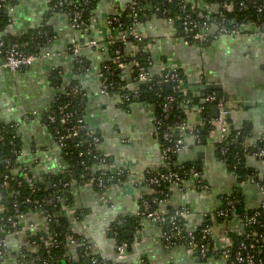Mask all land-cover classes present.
Returning <instances> with one entry per match:
<instances>
[{
	"label": "crops",
	"instance_id": "0c3cea01",
	"mask_svg": "<svg viewBox=\"0 0 264 264\" xmlns=\"http://www.w3.org/2000/svg\"><path fill=\"white\" fill-rule=\"evenodd\" d=\"M95 1L88 35L73 30L67 14H49L50 0H17L8 12L10 24L6 32L20 35L46 27L52 37L38 50V59L31 66L14 73L0 72V121L17 124L22 148L20 159L34 176L40 179L46 173L64 174L69 166L61 158L44 113L53 104L58 91L52 84L53 71H59L62 86L79 80L85 98L83 120L98 132L100 141L96 147L99 153L108 157L110 172H123L124 181L108 188L104 194L89 183L73 185L76 188L73 192L75 208L81 214L86 210L75 228L102 258L114 260L115 244L108 235L110 224L118 216L137 212L141 197L151 193L146 174L164 167V160L161 139L154 125L153 105L130 103L124 107L118 95L101 94V68L112 58L107 42L111 35L108 20L118 14L128 0ZM137 30L142 36L141 47L151 57L149 72L152 75L164 68H176L198 97H202L203 88L212 84L219 85L223 96L236 102L234 108L227 110V126L241 134L244 164L263 180L264 163L255 156V149L264 136V34L251 31L237 36L225 35L207 46H200L184 43L179 28L163 17L148 18L138 24ZM73 39L80 44L79 55L87 66L81 75L73 72L75 55L70 51ZM91 40L96 42L95 47L88 44ZM135 49L127 47L128 52ZM120 78L129 90L136 86L135 77H131L128 70L123 71ZM196 108L186 107L185 110L191 129L202 123ZM212 108H209L208 116L210 125L214 126ZM219 139L217 126L200 144L193 136H187L175 157V165L196 164L208 190L171 185L168 199L158 205L159 213L185 207L190 212L189 226L196 227L205 215L220 207V197L236 191L247 210L259 209L264 201V186L250 180L238 182L219 156ZM29 224L35 227L33 230L28 228L32 234L46 230L39 213L25 215L22 225L27 230ZM234 227L233 221L213 223L211 228L217 246L224 244L227 232ZM17 242H26L24 234ZM141 258H145L147 264H228L216 258H192L180 244L166 246L160 228L150 222H146L136 235L127 263L141 264ZM0 264H11V261Z\"/></svg>",
	"mask_w": 264,
	"mask_h": 264
},
{
	"label": "trees",
	"instance_id": "16d2710c",
	"mask_svg": "<svg viewBox=\"0 0 264 264\" xmlns=\"http://www.w3.org/2000/svg\"><path fill=\"white\" fill-rule=\"evenodd\" d=\"M192 1V2H191ZM60 0H50L49 2V14L54 13H65L68 15L69 19L71 18V14L74 11V7H79L82 10V20L84 21V25L78 30L81 33L89 35V21L91 12L94 10L96 6L95 0H67L66 2L62 3ZM199 3L208 5L209 7H215L214 15L216 17V21H224V24L227 27L232 26H239V25H248V24H256V25H263L264 26V8L259 11V7L263 6L264 0H257V2L252 5L246 0H171L168 2L167 0H135L128 4L115 16H112L110 20L114 17L119 18V24L114 23L112 21L111 35L107 38L108 42V49L111 53V61L107 62L101 68L100 79L106 80L107 84H111L114 90H109V95H112L114 91H119L120 93H126L129 96V100L123 102V106L126 107L130 103H137V104H148L153 105L154 112H155V119H161L163 126H172V134L175 135L174 125L181 122H187L186 120V107H193V106H204V111L201 114V125L193 127L191 136L195 137L194 139L198 144L203 142L207 133L211 131L214 126L208 123L211 119L208 116V110L214 103L206 102L203 103V99L210 95L220 94L219 98H223L222 91L216 90H209L203 88L201 91L202 97H198L197 94L192 91V89L188 86L185 78L183 77L182 73L177 70L179 83H172L167 88V84L163 82V76L165 75V71L159 72L156 75H152L149 73V80L141 83H137L134 86V89L129 90L126 86V83L120 78L123 71L128 70L129 75L131 77L137 76V68L133 66L125 67L122 69H118V67L113 63L114 59V52L115 50H119L122 56H129L131 55L132 58L128 57L127 61H131L136 59L139 61L140 65L147 68L148 61L151 60L149 54L143 50V47L139 45V41L133 39L132 36L127 38V47L136 48L133 50L134 52H128L127 47L123 45L121 41L118 39V33L126 32L129 28L133 27V15L129 9L130 5H134L137 9L140 8L138 11L136 10L137 14V21L138 23L145 21L151 17H163L166 19H171L174 21V25L179 28L180 35L183 37V27H181V21L179 18H182V14L184 10H181V6L185 5V9H193L192 7H196V9L202 8L203 5H199ZM2 4V3H1ZM5 5L3 9H0V34L3 40V48L5 50L7 44L16 45L19 50L27 55H36L38 50L47 45L50 42L52 37L51 32L48 28L45 29L39 28L38 30H32L26 34L20 35H12L6 32L7 27L10 24L9 13L5 12V9H12L17 4V0H5L3 2ZM198 5V7H197ZM209 21V19H202L199 20L200 23ZM114 29V31H113ZM45 30V31H44ZM116 30H119L116 31ZM44 31V32H43ZM90 39V38H89ZM1 40V41H2ZM92 41V40H91ZM90 42V41H89ZM95 42V41H94ZM213 42V38H209V40L205 43L204 46L209 45ZM96 44V42H95ZM96 46V45H95ZM94 46V47H95ZM0 57H2L0 55ZM128 64V63H127ZM106 67V69H105ZM87 66L84 63V58L80 55H75L73 59V72L76 75H81L85 72ZM52 84L57 88V94L55 96L54 102L51 105L50 109L55 110L59 105H67L66 112L72 113L74 117L83 119L82 111L85 106V98L83 96L82 89L79 87L78 92H71L70 89L72 86L78 84V81H72L62 86V76L59 74V71H53L51 74ZM136 83V82H134ZM62 90V91H61ZM170 96L172 101L169 104L168 110L165 112L163 111L164 105V98ZM203 103V104H202ZM47 111L44 113V118H47ZM59 118V115H56V119ZM48 124L50 131L54 134V130L57 128L62 133L63 129L60 125L56 122L55 124ZM162 126V127H163ZM89 127V126H88ZM91 128V127H90ZM0 129L1 132V139H0V161L2 159H7L11 165H15V161L17 159V153L22 154L21 142L18 135V127L15 123H4L0 121ZM163 129V128H162ZM93 130V129H92ZM95 134L98 135L96 130ZM83 134V133H81ZM160 135V134H159ZM99 136V135H98ZM161 139V137H160ZM88 140L83 137H76V138H68L63 142V148L60 150L62 160L66 161L68 164V169L64 172V174H48L46 173L41 177L43 180L42 182L36 181L37 177L34 176L32 171H30V177L32 179L33 185L37 188L35 191L29 187V184L26 181H22L20 187L16 186V180H22L19 174H16L13 177L9 176L6 180L9 188L2 187L3 181L0 177V196H12L10 200L16 199L17 209L20 214L26 215L29 212H36L31 205L23 204L25 199H38L40 197H46L49 199V203L44 205L43 209L49 210L51 216V220L45 222L46 231H38L37 233H30L29 230L24 231V236L26 238V242L24 244L23 252L27 255L29 254V244L33 241L39 245V254L42 257H48L49 259H53L54 263L56 264H66L64 260H62L63 256V244L66 242L67 236V229L69 228L70 220L66 215V209L68 207H72L75 205L74 201V194L72 192L73 189V182L77 185L83 184L84 181H91L94 188L101 193V190H98L95 186L96 179L100 177L101 181L105 185L107 190L112 186H119L124 181V174L122 173H115L113 174L110 170L105 172V176H101V171L95 169L97 165V160L94 157H102L106 158L107 163H109L108 157L102 155L97 150V147H89ZM78 145V148H75ZM258 146V145H257ZM220 158L225 160V165L237 178L238 182H244L248 180H253L255 183H258L259 186H264V179L259 180L256 177V174L250 168H247L244 164L243 160V139L241 134L238 131L233 129H229V134L226 140L219 142L217 144ZM225 150V153L221 155V150ZM89 151V152H88ZM16 152V153H15ZM87 152L89 154H87ZM83 153L82 156L79 154ZM177 155V154H176ZM176 155L171 156L169 161L164 162V167L160 168L157 172H177L181 178V181L185 178L184 172L193 166L198 172L197 165L194 163H183L181 164L183 168L180 169V165H175V157ZM264 163V159H261ZM19 166H26L21 159L18 163ZM28 168H30L28 166ZM0 172L2 174H7L5 167L0 163ZM150 175H146V182H148ZM15 179V180H14ZM181 181L178 185H181ZM47 182L51 183V188H48ZM67 185L63 188L62 185ZM55 185V187L53 186ZM170 186L169 184H161L160 187H154L149 185L151 188V193L149 195H144L139 200V207L138 211L142 212V201H146L150 205L149 211L156 212L158 210L159 203L168 199L170 195ZM104 190V191H105ZM59 195L63 202H57L56 204L51 203V197ZM236 201L232 206L228 205V201ZM9 200H0V204L3 205V208L6 210V213L10 214L12 210V204L7 202ZM221 205L220 207L215 210L213 213L207 214L204 216L202 222L195 227V242L198 244L203 243L204 241L200 239V231L205 227H212L213 223L215 222H230L234 220H240L241 222H246V219L249 218L254 211L247 210L244 206L243 198L241 197L238 192H233L230 195H225L220 197ZM180 209V208H179ZM177 209L169 208L166 210L165 213H162L158 222V227L160 228L161 234L166 237H170L172 241L174 236V231H171V225L168 222L169 216L174 213ZM82 214L86 213V210H83ZM256 211V210H255ZM88 212V211H87ZM80 211L77 210L74 212L76 216L79 214ZM222 213L223 215H220ZM225 213V214H224ZM42 215V214H41ZM78 220L81 216L77 217ZM55 219L57 222H55ZM142 219L141 216L135 214H128L126 216H118L116 217L110 224L109 228V236H111L114 244L117 245L121 242H127L128 244V251L131 252L133 244H134V235L136 232L141 230L140 226H137V222ZM118 223L121 225L118 226ZM179 223V226H181ZM125 230H131L134 235L131 237H125L123 235ZM118 236H114V232ZM182 234H186V229L181 227ZM228 236L231 240V247H230V255H232L237 251L239 245L242 242L248 243L245 241L243 236L237 235L232 230L228 231ZM75 238L79 239V242L75 248V254L77 257H80L76 262H72V264H89L88 261L85 260L86 256H91L90 253L87 251V247L90 246L89 241L84 238L81 234L73 233ZM57 238L62 245L57 247H50L49 248V256L46 255L43 249V240H50L52 238ZM210 249L212 247L210 246ZM27 251V252H26ZM214 258H218V252H214ZM11 255V254H8ZM196 255V254H195ZM13 256V254H12ZM83 257V258H82ZM257 258L264 259V245L261 249H257L256 252ZM6 259V258H5ZM201 259V260H206ZM231 259V258H230ZM7 259L5 260V262ZM229 261V260H228ZM101 262V261H98ZM105 264H121L119 262L113 260H103ZM11 264H14L11 261ZM141 264H147L145 258H141ZM229 264V263H228Z\"/></svg>",
	"mask_w": 264,
	"mask_h": 264
},
{
	"label": "built area",
	"instance_id": "2783aa9c",
	"mask_svg": "<svg viewBox=\"0 0 264 264\" xmlns=\"http://www.w3.org/2000/svg\"><path fill=\"white\" fill-rule=\"evenodd\" d=\"M5 0H0V9H3L5 6L3 4ZM62 3L66 2L67 0H60ZM132 2V0H128V2ZM135 1V0H133ZM170 2L171 0H167ZM250 4L254 5L257 0H246ZM2 3V4H1ZM60 3V4H62ZM3 5V7H2ZM198 7V5H197ZM193 9L186 10L185 5L181 6V10H184V13L182 14V18H179L181 21V27H183L184 36L182 37V40L184 43H194L200 46H204L205 43L209 40V38H213V41L220 36L225 35H231V36H237L240 34H248L249 32H257L264 34V26L263 25H256L254 24H248V25H239V26H232L227 27L224 24L225 20L216 21V15L215 10L211 8V6H205V7H198L199 9H196V7H192ZM264 8L263 6L259 7V11ZM130 11L133 15V27L129 28L126 32H119L118 39L127 47V38L129 36H132L134 40L141 42V34L138 32V19L136 10L138 11L140 8L130 5L129 6ZM7 12H9L11 9H5ZM202 19H209V21L200 23L199 20ZM112 21L114 23L119 24V18L114 17L112 20H108V26L111 27ZM168 21L172 22L174 24V21L169 19ZM70 26L73 30H79L81 26H83L85 23L82 20V10L79 7H74V11L71 14V18L69 19ZM114 31V29H113ZM90 46H95L94 41H90L88 43ZM3 48V40L0 41V55L2 57L0 61V72L2 70L8 71V72H17L21 71L23 69L28 68L31 66L37 59V55H27L23 53L21 50L17 48L16 45L7 44L5 50H2ZM81 50V46L76 40H72V44L70 47V51L73 55H79V51ZM49 55V53H48ZM128 57L132 58L131 55L129 56H122L119 50H115L114 52V59L113 63L118 67V69L127 68L129 66H133L137 68V76L135 77V82L141 83L149 80V68L152 66V61H148L147 68L140 65L139 61L136 59H133L131 61H127L129 59ZM128 63V64H127ZM106 69V67H105ZM107 70V69H106ZM165 71V75L162 77L163 82L167 85H171L172 83H179V78L177 74L176 68H164L160 72ZM79 85L76 84L71 87V92H78ZM109 90L112 91L114 88L111 86V84H107L106 80L101 81V94L103 95H109ZM113 92V91H112ZM119 96L120 100L122 102H126L129 100V96L126 93H120L119 91H114V93ZM84 96V95H83ZM165 102L163 105V111H167L169 108V104L172 101V98L170 96H167L164 98ZM203 103L210 102L214 103V105L217 108V118L213 119V123L215 126H217L219 130V142L226 140L229 134V128L227 126L226 116H227V109H226V103L223 100V98L216 97L215 95H210L203 99ZM202 103V104H203ZM67 105H59L55 110H51L50 107L46 110L47 111V122L49 124H55L56 122L62 127L63 131L60 133V130L57 128L54 130L53 138L57 144V147L59 151L63 148V142L68 138H76V137H85L86 140H88V146L89 147H96L99 144L100 138L98 135L95 134V131L92 130V128L88 127L83 119L74 117L72 113L66 112ZM196 110L199 112L200 116L203 113L204 106H197ZM56 115H59V118L56 119ZM211 123V120L208 122ZM154 125L156 129V133L159 137H161V150H162V158L165 161H169L171 156L176 155L179 153V151L183 148L185 144V140L187 136H191L193 133H191L192 129L191 126L187 122H181L175 124L173 127L175 129V135L173 136L171 130L172 126H163V123L161 119H155ZM163 126V127H162ZM163 128V129H162ZM2 130L0 129V135ZM83 133V134H81ZM160 134V135H159ZM195 138V137H194ZM1 139V136H0ZM75 148H78V145H76ZM89 152V151H88ZM87 152V154H89ZM16 153V152H15ZM225 153V150H221V155ZM83 153H80L79 155L82 156ZM17 159L15 161V165H11L10 162L7 159H2L0 163L5 167L7 174H2L0 172V177L2 178L3 184L2 187L9 188V185L7 184L6 180L9 176L13 177L16 174H19L21 176L22 180H16V186L20 187L22 184V181H26L29 184V187L32 189V191H35L37 188L33 185L32 179L29 176L31 169L28 168V166H19L18 163L20 162L21 155L19 152L16 154ZM255 156L259 159H264V136H261L258 146L255 149ZM95 160H97V165L95 166V169L98 171H101V176H105V172L109 169L108 163L106 161V158L102 157H94ZM222 162L225 164V160L221 159ZM183 168L182 165H180V169ZM122 173V172H119ZM148 175H150L148 179V185L154 186V187H160L161 184H169L174 185L178 184L181 181L180 176L177 172H157L152 171L148 172ZM146 174V175H147ZM185 178L181 181L182 186H187L188 188L199 190V191H207L208 187L203 181L200 172H198L193 166L188 168L184 172ZM15 180V179H14ZM36 181L42 182L43 180L40 178ZM96 188L98 190H101L102 194L106 192V187L101 181L100 177L96 179ZM249 182L255 183L253 180H250ZM89 183L92 184L91 181H84L83 184ZM82 184V185H83ZM73 185H77L73 182ZM93 185V184H92ZM55 187V185H53ZM63 188H65L67 185H62ZM76 188L72 189V192H74ZM105 190V191H104ZM12 196H3L0 200H9L7 202H10L12 204V210L11 213H6V210L3 208V205L0 204V262L7 260L12 261L14 264H56L54 263L53 259H49L48 257H42L39 254V245L35 242H31L29 244V254L23 252L24 244L17 242L18 237L24 234V231L26 228L22 225V222L24 220L25 215H22L19 213L17 209L16 199L14 197V200H10ZM57 202H63V199L59 196H52L51 197V203L56 204ZM46 203H49V199L46 197H40L38 199H25L23 201V204H28L33 207L34 210L38 211L39 214L42 216L44 222H48V220H51V214L49 213V210L43 209L44 205ZM236 203V201H228V205H233ZM139 207V206H138ZM142 212L138 211L137 208V215L141 216L142 219L137 222V226L142 227L146 222L153 223L155 226H158V222L160 219V216L162 213L151 212L149 211L150 205L144 200L141 204ZM77 211V208L75 206L68 207L66 209V215L68 219L70 220V226L67 229V233L69 234L67 236L66 242L63 244V256L62 260L66 262V264H72V262H76L80 257H77L75 254V248L79 242L78 238H75L73 233L79 234V232L76 230L75 225L78 220V216H82L81 212L74 215V212ZM190 212L185 208H178L174 211L172 215L169 216L168 222L171 225V231H174V236L172 241L170 240V237H166L162 234V240L166 244V246H172L176 244L182 245L188 252V255L192 258H199V259H205V258H214L215 253L218 252L219 257L216 259L224 260L225 262L229 264H264V259L257 258L256 252L257 249H261L264 245V201L261 203L258 210L254 211L253 214L246 219V222H241L240 220H234L235 227L232 229L233 232H235L239 236H243L245 238V241L248 243L242 242L237 251L232 255L230 253V247H231V240L227 234L226 240L222 246H217L215 243V238L212 232L211 227H205L201 229L200 231V239L199 241L203 240L204 242L201 244H198L195 242V227H191L188 224V216ZM225 214V213H224ZM220 215H223L220 213ZM53 217V216H52ZM203 220V219H202ZM55 222L57 220L55 219ZM181 223V226H179V223ZM121 224L118 223V226ZM33 224H29L28 228H32ZM181 227H184L186 229V234H182ZM35 228V227H34ZM32 228V230L34 229ZM46 231V230H44ZM128 231V230H125ZM131 231V230H130ZM114 232V236H118ZM132 232V231H131ZM139 232H136L135 235L132 232V235H134V243L136 242V235H138ZM84 237V236H83ZM13 240V242H12ZM88 240V239H87ZM43 249L47 256H49V248L50 247H57L59 245H62V243L57 238H52L50 240H43ZM89 241V240H88ZM90 243V241H89ZM210 246L212 249H210ZM87 251L90 253V257L86 256L85 260L89 262V264H105L103 263L104 258L101 257V255L98 253L96 249L93 248V246L90 244L88 246ZM27 252V251H26ZM129 251H128V244L127 242H121L117 245H115V258L113 261L119 262L121 264H128L127 259L129 257ZM11 254V255H8ZM13 254V256H12ZM196 254V255H195ZM6 258V259H5ZM83 258V257H82ZM231 258V259H230ZM229 260V261H228ZM101 261V262H98ZM80 264V263H78Z\"/></svg>",
	"mask_w": 264,
	"mask_h": 264
},
{
	"label": "water",
	"instance_id": "95a60500",
	"mask_svg": "<svg viewBox=\"0 0 264 264\" xmlns=\"http://www.w3.org/2000/svg\"><path fill=\"white\" fill-rule=\"evenodd\" d=\"M5 12L8 13L6 10H5ZM142 44H143V42H139V45H142ZM169 87H170V85H167V88H169ZM207 89H209V90L220 91V90H221V87H220L219 85H212V84H210V85L207 86ZM217 96L220 97V94L218 93ZM223 100H224L225 103H226V109H227V110H228L229 108H234V107L236 106V102H232V101L229 100L228 97H226V96H223ZM212 107H213V108H212V109H213V118L215 119V118H217V108H216L215 105H213ZM226 117H228V116H226ZM197 169H199L198 166H197ZM47 186H48V188H51V183L48 182V183H47ZM123 235H124L125 237H131V236H132V232H131L130 230H128V231H124Z\"/></svg>",
	"mask_w": 264,
	"mask_h": 264
}]
</instances>
